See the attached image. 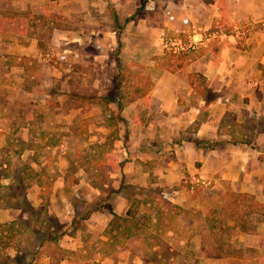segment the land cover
Segmentation results:
<instances>
[{"label":"crops","instance_id":"crops-1","mask_svg":"<svg viewBox=\"0 0 264 264\" xmlns=\"http://www.w3.org/2000/svg\"><path fill=\"white\" fill-rule=\"evenodd\" d=\"M0 2L14 15L34 6L42 19L36 29L45 28L53 12L101 9V0ZM109 2L123 18L139 7L127 10L133 0ZM155 9V25L136 22L145 52L131 58L152 66L139 74L140 93L121 101L115 89L108 92L124 121L111 165L101 169L108 180L73 185L83 198L91 197V209L74 212V203L66 200L55 237L60 255L48 251L33 263L147 264L145 253H151L160 264L168 253L172 264H264V31L258 23L264 21V0H156ZM133 21L125 22V35ZM249 21L254 23L246 36L236 38L234 27L247 29ZM82 26L57 37L84 42ZM192 27L217 29L218 35L191 34ZM99 28L95 23L90 30ZM108 30L115 35L116 27ZM151 30L154 36H146ZM20 33L2 37H15L16 61L33 63L36 45H47L46 36ZM170 35L194 42L193 49L169 59L171 64L161 49ZM143 77L149 84L144 90ZM122 136L125 149L118 147ZM197 176L208 184L189 191L183 179ZM103 187L108 188L101 192Z\"/></svg>","mask_w":264,"mask_h":264},{"label":"rangeland","instance_id":"rangeland-1","mask_svg":"<svg viewBox=\"0 0 264 264\" xmlns=\"http://www.w3.org/2000/svg\"><path fill=\"white\" fill-rule=\"evenodd\" d=\"M49 1L58 4L60 0ZM137 4L139 10L134 15L130 34L125 35L122 13L117 15L109 0H101L100 10L91 7L82 14L53 12L54 17L49 16L45 28L39 29L36 27L42 19L34 6L14 15L8 14L5 11L8 8L0 2V264H37L33 261H40L48 251L58 257L55 237L62 227L66 200L74 203L71 205L74 212L91 209V197L83 198L85 194L73 185L99 182L95 184L99 186L108 180L101 169L111 165L110 154L117 147L119 134H124V121L114 102L106 97L113 89L121 101L137 96L140 72L152 67L150 60L141 62L131 57L145 52L136 39L143 37L136 22L145 19L155 25L156 0H133L127 10ZM10 22L14 25L10 26ZM16 23L24 24L25 29L14 27ZM95 23L100 25L98 35L90 30ZM77 24L85 28L84 42L83 38L77 42L70 40L73 37H57ZM7 26L10 34L21 31L36 37L46 36L47 45H36L35 62L16 61L13 54L16 47L12 44L15 37H2L8 34L2 33ZM109 27H116L115 35L109 32ZM151 32L146 36H154ZM33 43L26 46L32 52ZM161 49L168 58L166 63L171 64L169 59L177 54L162 46ZM142 79L144 90L149 84ZM56 101L60 103L54 105ZM16 139L28 140L32 146L21 150L24 144L16 143ZM7 143L8 148L4 149ZM127 145L122 136L118 147L125 149ZM22 163L41 173L43 184H37L32 173L22 171L23 183L30 185L21 191L23 195H16L18 184L12 176L18 174ZM104 188L108 187H103L101 192ZM80 201L88 203L80 204ZM17 204H23L21 210ZM171 223L169 220L167 224ZM14 254L18 255L13 258ZM162 255L160 264H172V260L168 261L170 254ZM145 256L147 264H157L153 254L145 253Z\"/></svg>","mask_w":264,"mask_h":264},{"label":"built area","instance_id":"built-area-1","mask_svg":"<svg viewBox=\"0 0 264 264\" xmlns=\"http://www.w3.org/2000/svg\"><path fill=\"white\" fill-rule=\"evenodd\" d=\"M252 23H254V22H252ZM252 23L249 21L246 24L247 29H246V27L243 28L242 26H235L234 27L235 37L238 39L245 37L246 33L248 31V28L252 27ZM258 23L261 24V29H262V31H264V21L261 20ZM194 33H201L200 34L201 37L209 38V37L217 36L218 30L214 29V30L209 31V30H202L201 28H198V27H192L191 28V34H194ZM161 44H162V47L169 49L174 53L187 52L188 50L193 49V47H194V42L189 40L188 38L185 41L180 39V38H176V37L172 38V39L164 38V39H162ZM183 183L186 185V187L189 191H193L199 185H201V186L207 185L208 180L203 178L202 176H197V177H193V179L190 181L184 178Z\"/></svg>","mask_w":264,"mask_h":264},{"label":"trees","instance_id":"trees-1","mask_svg":"<svg viewBox=\"0 0 264 264\" xmlns=\"http://www.w3.org/2000/svg\"><path fill=\"white\" fill-rule=\"evenodd\" d=\"M0 7H1V5H0ZM138 10H139V8H138ZM136 12H137V8L134 10V12L131 15L126 16L125 18H123V21L127 22L129 20H132L134 18V15H135ZM108 95L109 96H107V98L113 99V98H110V96L112 97L114 95L113 93H109ZM16 143H19L21 145L24 144V147L21 148V150L22 149L28 150V149H30V146H32V145H30V142L28 140L26 142H24L21 139H16ZM6 148H8V143H7V146L4 149H6ZM22 171H26V172L32 173L34 176H36V178H34V181L37 184H43V182L41 183V176H42L41 173H39L37 170H33V168L28 166L26 163L25 164L22 163V165L20 167H18V169H17V173L18 174L12 176V178L15 179V181H16L15 183L18 184V186L16 188L18 193L16 192V195H23L24 193L21 194V191H23L24 189H26L30 185V184L23 183L24 181H23L22 177L20 176L21 175L20 173ZM23 203H24V200H23ZM18 205L19 204H17L16 207L21 210V207H23V204H21L20 206H18ZM17 255L18 254H14V256H12V257L14 258Z\"/></svg>","mask_w":264,"mask_h":264}]
</instances>
